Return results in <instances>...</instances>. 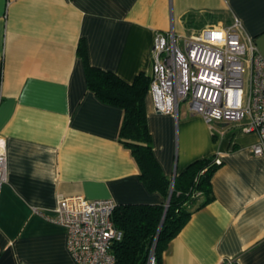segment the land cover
Segmentation results:
<instances>
[{
    "label": "crops",
    "instance_id": "0c3cea01",
    "mask_svg": "<svg viewBox=\"0 0 264 264\" xmlns=\"http://www.w3.org/2000/svg\"><path fill=\"white\" fill-rule=\"evenodd\" d=\"M239 19L264 56V0H0V264H77L52 214L81 194L120 203L166 204L149 191L120 140L123 109L88 87L87 63L126 82L152 69L156 32L178 35ZM153 155L172 182L197 159L219 157L212 197L198 193L158 264H264V154L239 122H206L180 103L155 112L145 96Z\"/></svg>",
    "mask_w": 264,
    "mask_h": 264
},
{
    "label": "built area",
    "instance_id": "2783aa9c",
    "mask_svg": "<svg viewBox=\"0 0 264 264\" xmlns=\"http://www.w3.org/2000/svg\"><path fill=\"white\" fill-rule=\"evenodd\" d=\"M151 54L147 92L155 112L177 116L184 102L206 122L244 120L243 131L259 137L253 153L264 154V56L239 19L190 34L178 35L172 28L156 32ZM213 162L221 160L217 156ZM6 177L0 139V192ZM115 206L110 198L74 194L59 198L52 214L42 215L65 229L66 247L77 264H115L112 245L122 239L112 219ZM146 264H156L153 247Z\"/></svg>",
    "mask_w": 264,
    "mask_h": 264
},
{
    "label": "trees",
    "instance_id": "16d2710c",
    "mask_svg": "<svg viewBox=\"0 0 264 264\" xmlns=\"http://www.w3.org/2000/svg\"><path fill=\"white\" fill-rule=\"evenodd\" d=\"M78 53L85 60L88 87L102 101L123 109L120 140L130 151L140 179L149 191H159L167 198L166 204H116L112 219L122 231V239L112 245L115 264H146L151 247L158 264L162 251L190 216L186 206L198 193L204 195L203 203L211 199L210 178L218 165L213 156L194 160L171 182L152 152L145 112L149 76L140 72L126 82L111 71L90 66L81 43Z\"/></svg>",
    "mask_w": 264,
    "mask_h": 264
},
{
    "label": "rangeland",
    "instance_id": "374dc122",
    "mask_svg": "<svg viewBox=\"0 0 264 264\" xmlns=\"http://www.w3.org/2000/svg\"><path fill=\"white\" fill-rule=\"evenodd\" d=\"M181 41V40H180ZM214 121V120H213ZM217 121H222V120H217Z\"/></svg>",
    "mask_w": 264,
    "mask_h": 264
}]
</instances>
